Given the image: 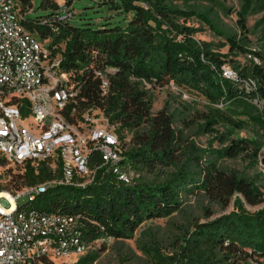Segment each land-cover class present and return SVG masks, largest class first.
I'll return each mask as SVG.
<instances>
[{"label": "trees", "instance_id": "trees-1", "mask_svg": "<svg viewBox=\"0 0 264 264\" xmlns=\"http://www.w3.org/2000/svg\"><path fill=\"white\" fill-rule=\"evenodd\" d=\"M73 1L61 5L56 0H40L38 10L46 14L28 19L34 0H19L21 22L48 43L53 57L61 59L71 85L83 98L80 109L101 110L116 126L121 141L119 167L134 177L131 184L123 182L103 164L101 153L94 151L88 162L96 173L91 184L84 188L52 185L30 206L47 213L80 215L87 237L131 238L145 221L177 212L183 192L198 189L224 207L232 204L233 210L195 223L175 254L156 250L158 264H255L263 259L264 206L254 210L247 206L264 205V171L251 175L221 169L210 160L204 164L208 150L192 142L183 161L178 155L183 136L174 127L175 113L167 107L152 113V96L142 81L159 87L174 82L192 98L206 102L208 112L200 115L199 128L217 132L215 138L222 143L211 154L226 158L246 154L252 165H264V55L250 47L248 38V17L259 15L254 28L264 44V0H240L237 30L232 32L220 31L215 8L207 6H222L225 14H231L233 10L222 0H103L110 15L99 29L71 23ZM66 13L71 16L65 18ZM192 19L204 22L225 41L216 44L196 38L201 28L189 25ZM224 47L226 53L221 51ZM240 55H251L249 62L240 63ZM227 64L237 70L239 81L224 76ZM109 68L114 73L108 94L102 95L98 73ZM249 78L256 80L255 89L245 87ZM219 125L229 131H217ZM251 127L257 128L252 138L230 137L234 130ZM129 133H133L134 146L125 150ZM50 163L51 159L38 167L26 164L24 172L13 175L0 189L16 192L57 178L60 160L56 169ZM158 166L175 170L163 181H136L141 170ZM96 259L97 254L88 253L75 264H93Z\"/></svg>", "mask_w": 264, "mask_h": 264}, {"label": "built area", "instance_id": "built-area-1", "mask_svg": "<svg viewBox=\"0 0 264 264\" xmlns=\"http://www.w3.org/2000/svg\"><path fill=\"white\" fill-rule=\"evenodd\" d=\"M22 17L19 0H0V185H4L5 165L24 172L28 163L38 167L51 159L53 169L56 161L61 164L60 175L53 180L16 192L0 189V264H69L66 257L85 256L93 244L109 236L87 237L80 215L47 213L30 203L52 185L91 184L96 173L88 162L94 151L123 182L131 184L134 174L119 167L121 141L116 126L101 110L80 109L83 98L71 85L61 59L53 57L47 42L25 29ZM113 73V68L98 73L102 95L108 94ZM224 76L239 81L238 72L230 68L224 67ZM142 84L149 92L168 88L184 98L190 96L174 82L164 87L146 80ZM256 84L252 78L244 81L248 90ZM255 264H264V258Z\"/></svg>", "mask_w": 264, "mask_h": 264}, {"label": "rangeland", "instance_id": "rangeland-1", "mask_svg": "<svg viewBox=\"0 0 264 264\" xmlns=\"http://www.w3.org/2000/svg\"><path fill=\"white\" fill-rule=\"evenodd\" d=\"M56 1L59 4L66 2V0ZM224 2L233 10L229 15L225 14L222 6H207L215 8V22L219 24L220 31H236V21L238 18L236 11L240 9V0H222V3ZM102 3L103 0H74L72 8L75 14L70 19L71 23L75 26L99 29L101 25L106 23L107 17L110 15L108 6ZM33 4L34 11L27 15L28 19L46 14V11L38 10L40 0H34ZM259 17V15L248 17V25L251 30L248 38L250 47L260 51L264 55V44L259 39L258 31L254 28L255 21ZM115 19L117 20V18ZM188 24L201 28V31L196 34V38L200 40L211 41L216 44L225 41V37L222 34H219L199 19H192ZM221 51L226 53L228 48H221ZM237 59L242 64L249 62V57L245 55H240ZM226 67L237 71L231 64H227ZM150 94L153 101L152 113L155 114L165 107L168 108L169 112L175 113L174 127L183 136L182 149L178 152L179 158H182L183 161L190 152L188 145L192 142L198 149L208 150V153L205 154L204 164L210 160L216 162L217 166L221 169L237 170L250 173L251 175L258 171H264L263 164L252 165L249 156L246 154H242L236 158H226L210 153L213 149H220L222 143L215 138L217 132H207L199 128V125L203 121L200 115L203 112H208V105L198 96L196 97L197 99L191 96L184 98L179 93L168 88L155 89L150 91ZM215 129L224 133L229 131L223 125L216 126ZM252 130L257 131V128L251 127L250 129L234 130L230 137L252 138L255 136V132ZM133 146V133H129L125 150ZM262 152H264V148H262ZM5 167L1 176L4 185L8 183L13 175L21 171L20 167L10 165H5ZM174 170L172 166H158L157 168L144 169L138 174L136 181H163ZM262 206L264 205L256 207L247 206V208L254 210ZM232 210V204L224 207L221 203L211 199L202 190L196 189L190 193L183 192L182 204L179 210L172 215L145 221L135 230L131 238L109 236L106 241L93 244L90 253L97 254V259L93 264H158L157 257L155 256L156 250H160L165 255L175 254L179 249V245L183 242L184 236L188 232L193 231L195 223L207 222L223 214L230 213ZM81 257L83 256L72 254L64 260L69 264H74ZM44 264L50 263L45 262ZM58 264L65 263L58 262Z\"/></svg>", "mask_w": 264, "mask_h": 264}]
</instances>
